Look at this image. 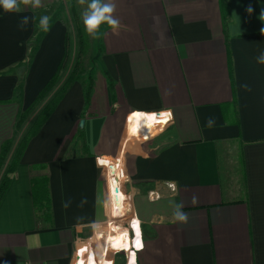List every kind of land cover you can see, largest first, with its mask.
<instances>
[{"label": "crops", "instance_id": "0c3cea01", "mask_svg": "<svg viewBox=\"0 0 264 264\" xmlns=\"http://www.w3.org/2000/svg\"><path fill=\"white\" fill-rule=\"evenodd\" d=\"M21 8L0 7V181L11 179L0 264H75L78 253L84 264L90 248L87 264H100L97 236L128 208L141 238L134 251L132 239L111 240L109 264H264V0H228L226 26L220 0H116L120 27L101 26L89 100L76 80L8 173L14 150L2 162L3 145L57 72L66 41L56 21L33 43L39 20ZM158 112L172 119L151 128ZM134 113L146 119L132 123ZM41 176L50 220L34 206ZM180 203L187 223L173 220Z\"/></svg>", "mask_w": 264, "mask_h": 264}, {"label": "rangeland", "instance_id": "374dc122", "mask_svg": "<svg viewBox=\"0 0 264 264\" xmlns=\"http://www.w3.org/2000/svg\"><path fill=\"white\" fill-rule=\"evenodd\" d=\"M85 7L86 5H83V6L80 5L78 3V0H42L41 7L33 8L35 9V13L37 15L38 20L41 16L47 15L50 18L49 26L56 21L61 22L65 26L66 36L68 37L69 49H70L69 59H68V62L65 68L62 70L60 79L57 81L55 87L50 91V93H48L44 97V99L42 100V102L38 104V106H36L34 109L29 110V115L27 118H23L24 119L23 122L22 121L19 122L20 117H18L17 122H19V125L17 123L15 133H14V136L12 138V143H11V150L12 149L14 150L13 151L14 156L16 155L15 153L17 152L18 144L20 143L22 139L27 137L38 115L43 111L44 107L51 102L56 92L59 90L62 84L68 79V76L70 75V73L73 72L74 65L76 62H78L79 51L82 45V43L80 44V41L82 42V39H84L85 42L88 43V50H86L85 52L83 51L79 58L82 61V69L79 71L80 79H83L85 81V79H87L88 76L90 75L93 76L92 74L94 73V70L98 66L101 48H100L98 38L93 39L92 37L87 35L85 32L84 25H83L82 18H81V13ZM44 33H45L44 30H42L40 27H37L35 31L36 39L33 43L37 44ZM33 48H36V47H33ZM31 53L32 52H30V56H31ZM69 66H71V68H69ZM13 162H14V158L11 164H13ZM125 226L129 227L126 223H125ZM104 231L105 233H102V234H103V238L106 240L111 234H114V232L110 229V226L107 223L106 225H104ZM115 239L117 242L118 241L117 237ZM97 244H96L95 250H92V252L93 254L97 256L99 254L100 256V254L103 252V249L100 251L101 247H99V245L97 247ZM83 258L85 262L84 264H87L86 262L87 253L83 254Z\"/></svg>", "mask_w": 264, "mask_h": 264}, {"label": "trees", "instance_id": "16d2710c", "mask_svg": "<svg viewBox=\"0 0 264 264\" xmlns=\"http://www.w3.org/2000/svg\"><path fill=\"white\" fill-rule=\"evenodd\" d=\"M220 6L222 11V17L224 21V25L226 26L227 23L230 21V17L228 15V0H220ZM81 48L79 51V58L82 54V52L88 50V43L85 42L84 39H82V42L80 41ZM83 47V48H82ZM84 49V50H83ZM69 42L68 37L66 36L65 41V53L62 62L60 63V66L58 67L57 72L51 79V81L47 84V86L44 88V90L40 93L36 101L33 103V105L26 110L24 114L20 116L19 122H23V118H27L29 115V110L34 109L42 100L44 97L50 93V91L55 87L57 81L60 79L62 70L65 68L68 59H69ZM78 58V62L75 63L73 72L70 73L68 76V79L62 84V86L59 88V90L56 92L54 97L52 98L51 102L46 105L43 109V111L38 115L34 125L32 126L30 132L28 133L27 137L22 139L20 143L18 144L17 152L15 153L14 162L11 164L8 168V173L13 172L15 165H17L20 156L22 154V151L26 145V143L30 140V138L33 136V134L40 128V126L45 122L47 117L53 112L58 102L62 99L64 94L67 92V90L72 86V84L80 79L79 71L82 69V61ZM85 98L86 101L89 100L92 88H93V79L92 76H88L85 80ZM111 85V81H110ZM18 122V125H19ZM12 140H9L6 142L3 147L4 151L1 155V161L3 162L5 159L6 151L11 147ZM1 162H0V168H1ZM10 177L8 175H4L0 181V202L4 196L5 191L8 188V185L10 183ZM32 194H33V201L34 206L36 209V213L38 217L44 218L46 220H50L52 218V208H51V196L49 191V184H48V178L47 176H41V177H34L32 179Z\"/></svg>", "mask_w": 264, "mask_h": 264}, {"label": "clouds", "instance_id": "9594fccd", "mask_svg": "<svg viewBox=\"0 0 264 264\" xmlns=\"http://www.w3.org/2000/svg\"><path fill=\"white\" fill-rule=\"evenodd\" d=\"M80 5H86L81 13L82 22L87 35L93 39L98 38L100 29L102 25H107L113 32H117L120 27V21L115 17L116 12V0H78ZM21 5L30 6L32 8H39L42 6V0H0V7L7 13H18L22 11ZM251 11V9H249ZM30 18L24 16L19 22V27L23 29L29 24ZM50 18L47 15H43L39 18V27L48 31ZM262 35H264V30H262ZM257 63L264 65V52L256 58ZM247 88V85H244ZM215 121L214 118L209 117L206 120V126L212 127ZM197 198L193 196L192 203L195 205L197 203ZM65 207L68 205L65 204ZM183 203L177 204L175 206V211L173 213L174 222L187 223L188 214L182 211ZM131 264V262H130Z\"/></svg>", "mask_w": 264, "mask_h": 264}, {"label": "bare ground", "instance_id": "6f19581e", "mask_svg": "<svg viewBox=\"0 0 264 264\" xmlns=\"http://www.w3.org/2000/svg\"><path fill=\"white\" fill-rule=\"evenodd\" d=\"M145 119H146V116H144L143 114L134 113L133 115H131L130 121L132 123H136V122H139V121L145 120ZM138 126L141 127L143 125H138ZM130 128L132 129L133 126H130ZM131 133H134V132L131 131ZM136 134H138V133H136ZM145 135L148 136L149 134H145ZM124 142H125V140H124ZM110 163H111L110 160H107L105 162V164H110ZM114 164L116 165V167H117V169L119 171V174H123V170H122L121 165L118 162H115ZM122 204L127 205V199H126V197H125L124 194H123V197H122ZM127 207H128V205H127ZM121 215H119L117 217V219L109 225L110 226V229L114 232V234H111L110 235L111 237L109 236L108 239L106 240V239L103 238V236L101 234H99L97 236V238L100 239L101 243L103 242L101 245L104 246V247L107 246L106 249L101 246L102 249H103V252H102L103 255H102V253L100 254V258H99L100 264H109L108 261L106 260V258H107L106 255H107V250L109 248V244H110V241L111 240H112V242L113 241H116L115 238L117 237V239H118L117 242H118L119 245L125 244V245L129 246L130 245V242H131V239H132V246L133 247L131 249H133V251H134L135 250L134 244L136 245V233H137V237L138 238H141L140 237V231H141V229H140V225H139V220L136 218V216H133L132 215V212H131L130 208H128V210L126 211L125 214H121ZM125 223L129 227H126L125 226ZM130 232H131L132 235L130 234ZM130 236H131V238H130ZM110 238H112V239H110ZM121 248L124 251L128 252V250H127L126 247H121ZM130 252H132V251H130ZM87 254H90L91 255V248L87 250ZM78 257L80 259V255Z\"/></svg>", "mask_w": 264, "mask_h": 264}, {"label": "built area", "instance_id": "2783aa9c", "mask_svg": "<svg viewBox=\"0 0 264 264\" xmlns=\"http://www.w3.org/2000/svg\"><path fill=\"white\" fill-rule=\"evenodd\" d=\"M153 117L154 119H153L151 128L155 126L167 124L172 119V114L170 112H158ZM171 188L174 189V186L171 185ZM78 256H79V253H78ZM78 264H80L79 260H78Z\"/></svg>", "mask_w": 264, "mask_h": 264}, {"label": "water", "instance_id": "95a60500", "mask_svg": "<svg viewBox=\"0 0 264 264\" xmlns=\"http://www.w3.org/2000/svg\"><path fill=\"white\" fill-rule=\"evenodd\" d=\"M83 125H84V120L82 119V120L80 121V127H83ZM78 259H79V257L77 256V259H76L75 264H78Z\"/></svg>", "mask_w": 264, "mask_h": 264}]
</instances>
